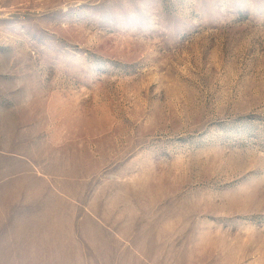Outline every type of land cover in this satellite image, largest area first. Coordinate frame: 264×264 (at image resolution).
I'll list each match as a JSON object with an SVG mask.
<instances>
[{"label":"rangeland","instance_id":"rangeland-1","mask_svg":"<svg viewBox=\"0 0 264 264\" xmlns=\"http://www.w3.org/2000/svg\"><path fill=\"white\" fill-rule=\"evenodd\" d=\"M0 264H264V0H0Z\"/></svg>","mask_w":264,"mask_h":264}]
</instances>
